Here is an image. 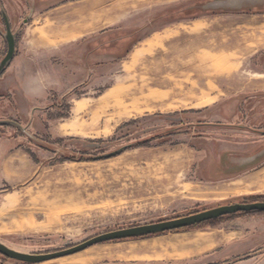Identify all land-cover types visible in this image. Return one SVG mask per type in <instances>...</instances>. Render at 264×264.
<instances>
[{
  "label": "rangeland",
  "instance_id": "rangeland-1",
  "mask_svg": "<svg viewBox=\"0 0 264 264\" xmlns=\"http://www.w3.org/2000/svg\"><path fill=\"white\" fill-rule=\"evenodd\" d=\"M68 7L79 27L89 21L94 35L120 31L122 43L95 51L105 60L94 62L87 86L73 90L77 102L64 106L63 117L87 133L28 150L35 174L6 186L1 242L53 251L264 197V137L250 130L264 129V0H78ZM5 27L0 15V62ZM248 157L256 159L234 165ZM174 231L229 242L185 264H264V212ZM121 241L36 264H102ZM0 264L22 262L0 254Z\"/></svg>",
  "mask_w": 264,
  "mask_h": 264
},
{
  "label": "crops",
  "instance_id": "crops-1",
  "mask_svg": "<svg viewBox=\"0 0 264 264\" xmlns=\"http://www.w3.org/2000/svg\"><path fill=\"white\" fill-rule=\"evenodd\" d=\"M76 1L25 0L24 5L6 1V15L19 37L15 39V55L0 75V122H11L0 125V206L7 185L18 186L35 174L28 150L33 153L46 141L75 140L79 133L84 134L82 130L87 133L88 127L78 131L76 122L63 117L64 106L77 102L73 90L87 86L94 76V62L105 60V55L96 56L95 51L121 46V38L115 36L120 31L94 35L87 29L89 21L79 27L68 18L72 14L68 6ZM179 234L182 232L166 231L125 239L102 264H185L186 259L229 243L213 233L197 238ZM78 261L88 263V259Z\"/></svg>",
  "mask_w": 264,
  "mask_h": 264
},
{
  "label": "water",
  "instance_id": "water-1",
  "mask_svg": "<svg viewBox=\"0 0 264 264\" xmlns=\"http://www.w3.org/2000/svg\"><path fill=\"white\" fill-rule=\"evenodd\" d=\"M6 33H4L5 41L7 43V52L4 58L0 62V75L6 70L16 52V33L13 31L8 17L5 15ZM11 124L9 121L0 122V125ZM235 159V158H234ZM256 157H248L237 160L234 162L236 166H244L252 163ZM229 165V164H228ZM226 165L225 168L229 166ZM252 212H264V201L254 202H233L228 204H221L209 209L193 212L183 216L172 217L170 219L159 220L146 224L133 225L129 227L119 228L95 235L80 243L57 249L53 251L40 252V253H27L17 251L10 248L6 244L0 241V254L13 260H17L26 264H36L56 258L75 254L83 251L88 247L96 244L125 240L131 238L147 237L156 234H162L166 231H174L187 227H193L198 224L206 223L215 219L231 216L238 213H252Z\"/></svg>",
  "mask_w": 264,
  "mask_h": 264
},
{
  "label": "flooded vegetation",
  "instance_id": "flooded-vegetation-1",
  "mask_svg": "<svg viewBox=\"0 0 264 264\" xmlns=\"http://www.w3.org/2000/svg\"><path fill=\"white\" fill-rule=\"evenodd\" d=\"M5 11V10H4ZM4 11H3V9L0 7V15H2V18H3V20H4V23H5V13H4ZM7 16V15H6ZM8 17V16H7ZM8 19H9V17H8ZM9 22H10V19H9ZM10 24H11V22H10ZM5 26H6V24H5ZM238 127H242L241 125H238ZM252 132H254V134H256V135H260L261 137H264V129L263 128H259V127H254V128H252V129H250Z\"/></svg>",
  "mask_w": 264,
  "mask_h": 264
},
{
  "label": "trees",
  "instance_id": "trees-1",
  "mask_svg": "<svg viewBox=\"0 0 264 264\" xmlns=\"http://www.w3.org/2000/svg\"><path fill=\"white\" fill-rule=\"evenodd\" d=\"M69 159H71V160H76L75 157H70ZM79 160L82 161V160H86V159H85V158H84V159H83V158H80ZM263 198H264V197H259V200H260V199L262 200ZM252 213H257V212H252ZM258 213H260V212H258ZM258 213H257V214H258ZM238 214H244V213H238ZM245 214H251V213H245ZM245 214H244V215H245ZM231 216H232V215H231ZM224 217H225V216H224ZM221 218H223V217H221ZM221 218L218 217V219H215V220H212V221H208V222H206V223H202V224H205V226H206V225H215V224L218 223V221H219ZM199 225H201V224H199Z\"/></svg>",
  "mask_w": 264,
  "mask_h": 264
}]
</instances>
